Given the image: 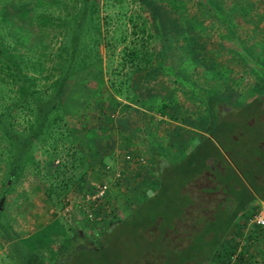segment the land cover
<instances>
[{
	"label": "rangeland",
	"instance_id": "obj_1",
	"mask_svg": "<svg viewBox=\"0 0 264 264\" xmlns=\"http://www.w3.org/2000/svg\"><path fill=\"white\" fill-rule=\"evenodd\" d=\"M42 16H46L44 26L38 24ZM0 42L5 55L0 56V67L8 61L22 63L26 84L46 91L40 105L55 104L54 90L47 85L53 79L63 80L60 104L54 110L61 113L58 123L68 131L67 138L55 132L43 143L40 137L35 140L33 154L40 171L28 163L19 170L9 168L8 145L0 136V264H51L59 248L62 255L70 252L62 264H111L105 260L108 255L116 264H132L150 254L153 229L147 239L145 231L132 233L121 221L147 222L165 209L155 208L153 213V196L143 203L142 199L128 200V206L120 203L117 207L113 198L106 199L107 192L105 198L95 200L90 195L97 184L105 183L104 176L113 179L119 172V178L111 181L117 185L127 166V171L136 166L129 145L130 138L139 140L142 135L145 116L140 108L153 107V120L160 123L169 118L192 124L193 114L202 115L195 102L203 95L194 92L199 87L190 81L187 89L193 92L188 95L183 94L185 89H175L181 76L188 74L193 79L202 73L205 78L213 74L215 61L219 65L238 62L243 73L253 66L247 57L264 56V0H171L170 4L159 0H121L120 4L114 0H44L41 5L36 0H0ZM131 48L139 51L138 59L130 60ZM17 89L18 84L0 81V113L4 107L11 108L10 118L3 122L11 123L12 130L24 136L31 133L26 129L28 109L13 108L19 97ZM254 96L241 103L240 110L234 109L233 115L221 112L217 131L226 130L222 137L227 141L222 143L218 137L222 149L248 145L257 151L256 144L264 139V91ZM213 97L212 104L221 103ZM231 128L238 141L231 139L227 130ZM111 146L116 152L108 154ZM79 154L85 157L81 166ZM144 163L153 177L152 161L146 157ZM252 163L248 162L249 168L241 165V172L251 170ZM260 176L253 190L263 194L264 173ZM106 185L108 188L107 181ZM245 188L252 192L248 185ZM258 203L246 209L245 218ZM75 213L80 224L73 222ZM89 213L92 218L87 217ZM98 214L103 217L100 227L93 224ZM27 218L49 222L28 234L23 229ZM90 222L92 227L85 229ZM109 223L112 228L105 239L113 245L110 250H98L95 247L100 246L102 230ZM244 223L240 230L243 246L250 241L248 231L259 236ZM23 234L28 235L22 239ZM88 242L94 246L89 252L86 247H76ZM259 251L264 261V242ZM146 259L150 261L149 256Z\"/></svg>",
	"mask_w": 264,
	"mask_h": 264
},
{
	"label": "trees",
	"instance_id": "obj_2",
	"mask_svg": "<svg viewBox=\"0 0 264 264\" xmlns=\"http://www.w3.org/2000/svg\"><path fill=\"white\" fill-rule=\"evenodd\" d=\"M159 1L170 4L171 0ZM43 2L44 0H36L39 5ZM114 2L120 4L121 0H114ZM2 19L7 20L4 17ZM45 20L46 16H42L38 24L44 26ZM130 20L133 21L132 18ZM141 31L145 33L144 28ZM142 54H144V51ZM128 55L130 60L138 59L139 51L132 48L128 49ZM0 56H5L1 42ZM148 60L149 58L146 59V61ZM21 64L19 62L9 63L8 61L6 66L0 67V81L11 85L18 84L19 89L15 91H17L19 97L13 103V108L28 109L26 119L28 127L26 129H29L31 133L24 136L20 135L19 131L12 130L11 123L7 122L5 124L3 121L10 118L11 108L4 107L3 112L0 113V136L8 145L6 146V155L9 168L14 169L17 167L19 170L22 164L28 163L35 171H40V164L33 154V148H35L34 145L36 144L35 140L40 137L43 143L45 138L52 137V135L56 134L55 132L62 134L61 137L63 138H67L68 135L67 128L63 124L58 123V121L62 120L61 113L54 110L56 109L55 105L60 104L59 97L63 80L53 79L47 85V88L54 90L51 97L55 98V104L40 105L44 97H47L46 91L32 89L26 84L28 80L23 79L26 75L22 74ZM255 70L260 72L264 85V69L256 66ZM212 97V95H209L207 98L208 107L215 119L208 130L209 136L194 144L179 161L171 162L160 159L156 163V188L152 192L153 195L143 197L141 202L143 203L153 196V213L155 208H161V211L164 208L165 211L162 212L161 216H158L159 213L153 215L147 222L138 223L134 220H120L132 229V233L139 234V231H145L144 234L147 239H149V231L153 229V245H148L153 247L150 254H148L151 262L146 259L148 257L146 254L145 256L147 257H144V260H147L146 264H209L211 259H217V257L225 259L226 256H228L226 258L229 263L232 257L230 254H234L235 251H231L230 254L224 252L220 248V243L223 239L242 228V224L247 218H239V215L244 216L242 211L251 199L264 200V192L262 194L253 190L255 187L254 183L259 182L262 177L260 175L264 173V139L256 144L257 151L255 153V150H250L251 147L248 145H242L238 148L234 147L231 150L229 148L227 150L225 148L222 149L219 141L221 140L222 143H227V141H224L225 138L222 137L225 135L226 130L219 128V131H217L218 124L221 123L220 120L222 119L221 112L233 115L235 114L233 110L238 107L237 110H240L243 104L227 106L229 104H226V101L215 98L221 102L216 105L210 101ZM254 98H258V96H254ZM221 104L227 107H223ZM44 120L45 123H42ZM61 128L64 129L65 133L62 132ZM234 129L227 130L231 133V139L238 141V135ZM218 137L220 140H218ZM239 137L241 138V136ZM243 141L245 142V138H243ZM77 150L75 152L78 154L79 151ZM17 154L19 156L18 159L21 160L20 163L15 157ZM151 154L152 156L157 155L153 153L152 149ZM236 154L238 155L235 156ZM83 159L85 160V157L79 154L77 157L80 162L79 166L82 165ZM251 161L253 162L250 167L251 170L245 171L246 173L244 171L241 172V165L242 168H249L247 164L248 162L251 163ZM177 174L180 175V178L176 177ZM245 185L251 187L253 193L248 191ZM258 207L259 203L250 215L254 214ZM167 211L170 212L169 220H165ZM237 219L238 222H235ZM120 221L117 222L118 225ZM244 224H246V221ZM111 228L112 223L106 225L102 230L105 231V234L100 237L102 242L100 246L95 248H99L98 250L111 249L113 244L105 239L108 230ZM252 228L255 227L252 226ZM255 230L264 238V232L261 229L255 228ZM78 246L86 247L85 249H88V252L89 249L94 247L92 244L89 245V242L87 245L78 243L76 247ZM98 250L95 249V253ZM82 252L81 250L80 253ZM237 254L240 258L237 255L234 260L238 257L240 261L244 262L246 260L245 262H248V264L264 263L261 259L260 262H256V257L251 254H243L239 251ZM69 255L70 252L67 255H62L59 248L58 252L53 255L56 258L51 264H62ZM105 260L108 263L111 262V264H116L117 261L116 259L110 260V255L106 256ZM144 260L138 259V262L132 260L130 263L145 264ZM38 262L36 261L35 264H40Z\"/></svg>",
	"mask_w": 264,
	"mask_h": 264
},
{
	"label": "crops",
	"instance_id": "obj_3",
	"mask_svg": "<svg viewBox=\"0 0 264 264\" xmlns=\"http://www.w3.org/2000/svg\"><path fill=\"white\" fill-rule=\"evenodd\" d=\"M247 58H249L248 63L252 64L253 66L245 68L243 73L238 70V62H236V64L230 61L228 64L219 65V63L215 61L211 70L213 74H209V76H206L205 78H203L204 76L202 73L196 74V77L193 79H188V74H184L180 77L179 83H177L176 87L173 86V88L175 87L177 90L185 89V92L183 90V94L186 96V93L187 95L189 93L188 91L193 92V89H187L191 85H188L187 81H190L199 87L198 90L194 89V92L197 91V93L199 92L198 95H203L202 97H199L201 101L200 99H197L195 102V108L197 107V109L201 111L202 115L193 114L192 124H183L180 121L171 122L169 118H166L167 121L160 123L153 120V107H151V109H148L147 107L140 108V111L143 112L145 116V121H143L141 125L142 135L139 140L137 137H132V139L130 138L131 143L129 145V149L133 148V151H131L134 154V163L136 166L132 167L130 171H127L128 168H130L127 166L125 169L126 171H123L122 174V176H125L122 177L120 183L117 185H113L111 181L117 180L119 177L112 179V177L107 178V175L104 176L103 173L101 174L104 176V180L102 182L106 183L107 181V184L109 185L106 190L107 194L105 197L106 199L113 198L111 199L113 206L114 202L117 204V207H119L120 203L122 206H128L125 204L128 200L137 202L145 196H150L151 192H154L156 188L157 161L160 159H165L171 162L179 161L185 156L187 152H189L194 144L209 136L208 130L211 128L215 120L213 113L207 104V98L209 95H212L217 99H222L229 105H238V103L241 104L245 101H248L256 93H259L261 90H263L264 85L261 79V74L258 70H255V67L260 66V68L264 69V56L253 55L252 57ZM238 60L241 61V59ZM195 78L198 80L195 81ZM194 84H192L193 87L195 86ZM151 91L153 92V89H151ZM178 109L179 107L176 108L177 111ZM206 112L208 114H206ZM167 115L171 117L170 114ZM134 139L138 141L133 143ZM151 149L153 150V153H156L157 155L152 156ZM113 152H116V150L111 146V148L108 150V154ZM102 155L104 156L106 154ZM114 157L116 156L114 155ZM146 157L149 161H152L153 177L150 174L151 171H147V166L144 163V158ZM151 182H153V186L150 184ZM256 201L264 200H260L258 198L251 199L243 209L242 213L244 212L245 215L246 209L251 207ZM98 215V218H96L93 223L96 227L99 226L103 218L100 214ZM72 216L74 219L73 222L75 224H80V220H75L77 219V213L73 214ZM242 217L244 216L239 215V218ZM34 220L35 218L25 219L27 224L23 226V229L26 228V230H29L30 232L28 231V234L32 233L42 224L49 222L46 221L40 223V221H38L39 219H37L35 222ZM235 222H238V219ZM85 227V229H90L92 227V223L90 222V226L89 224H86ZM240 230L235 231L233 234L223 239V241L220 243V248L229 254L231 251H235V253H231L230 256H237L238 251L240 253L246 254V250L248 255L251 253V255H253V257L255 256L257 260L260 259L262 255L259 251V246L264 242L263 236L261 234H259V236H255L250 231H248L250 243L247 242L248 245L243 246L240 242V236L242 235ZM28 234H23L21 238L23 239ZM226 257L225 259H220L218 257L217 259H211L209 264H227L228 262ZM238 257H236V261L234 260L235 262L233 261L232 264H248V262H245L246 260H244V262L240 261Z\"/></svg>",
	"mask_w": 264,
	"mask_h": 264
},
{
	"label": "built area",
	"instance_id": "obj_4",
	"mask_svg": "<svg viewBox=\"0 0 264 264\" xmlns=\"http://www.w3.org/2000/svg\"><path fill=\"white\" fill-rule=\"evenodd\" d=\"M119 176H120L119 172H116L115 177H119ZM106 190H107L106 183L97 184L94 192L90 195V199L95 200L96 198L99 199L104 197ZM64 209L66 210V208ZM91 216L92 214L90 213L87 215L88 218H92ZM245 221H246V225L259 228L264 232V201H259V207L256 209L255 213L248 216ZM234 257H235L234 255L231 257V261H229L228 264L233 263Z\"/></svg>",
	"mask_w": 264,
	"mask_h": 264
}]
</instances>
